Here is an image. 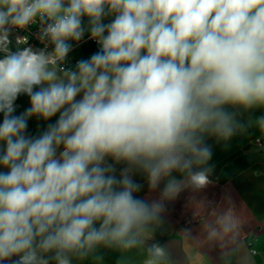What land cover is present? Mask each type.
Wrapping results in <instances>:
<instances>
[{"label":"clouds","instance_id":"1","mask_svg":"<svg viewBox=\"0 0 264 264\" xmlns=\"http://www.w3.org/2000/svg\"><path fill=\"white\" fill-rule=\"evenodd\" d=\"M37 20L52 50L12 52V30ZM86 30L100 50L64 67ZM0 51V264L137 246L180 192L174 172L209 182L194 166L211 158L205 133L233 135L225 105L264 106V0H0ZM20 95L30 107L14 115ZM57 114L27 134L29 118ZM135 173L161 199L137 196ZM164 257L154 244L145 264Z\"/></svg>","mask_w":264,"mask_h":264},{"label":"rangeland","instance_id":"2","mask_svg":"<svg viewBox=\"0 0 264 264\" xmlns=\"http://www.w3.org/2000/svg\"><path fill=\"white\" fill-rule=\"evenodd\" d=\"M111 19L107 17L105 20ZM20 49L19 47L16 48ZM76 60H86L81 53H75L73 55ZM75 65L71 63L69 68L75 70ZM16 111L14 115H20L30 107V98L27 95H20L16 100ZM227 111L233 113L234 121L236 122V128L233 135L227 139L218 137L212 134H204V142L211 150V158L205 163L194 166V170H209L212 166L217 171L225 164L227 160L234 162L241 161V154L245 156L249 162H255L258 164L256 170L264 172V130L259 126L258 120L261 116L254 114L250 109H245L240 105H225ZM59 114L52 117L50 120H43L35 116L29 118L27 134L30 136H38L42 134L49 125L55 124ZM3 114L0 113V122H2ZM259 140L260 145L256 143ZM2 151V148H0ZM106 163L113 164L117 169V176H119L120 170L125 166L123 163L117 164L111 159ZM255 170V171H256ZM0 171H7L6 168L0 167ZM173 176L180 181V192L171 199H163L164 211L160 213L159 218L151 222L146 229L141 233L139 239L142 243L130 249H123L119 246H105L99 245L92 250L88 256L84 258H78L71 256V264H145V261L149 258V249L152 245H161L163 239L167 237H176L181 241V248L186 255L188 264H208L204 263L199 255L192 253L191 249L184 239L183 229L181 226V216L184 212L191 211L194 207L191 205V199L187 202H182L179 206L176 205L177 198H181L182 195L195 187L191 183L189 177L186 174L174 172ZM208 178H213L207 174ZM133 179L142 186L140 192L136 193L137 196L142 197L148 201L161 199L160 189L150 190L147 184V178L145 174L135 173ZM262 180H256L251 176V170L241 174L236 180L227 185L226 189L230 193L248 194L254 192L256 189L264 190ZM163 187V183L160 188ZM216 187L206 184L201 187L200 190L204 194L212 193L216 190ZM226 210V209H224ZM221 210L219 212H213L211 214V221L216 222L223 216H228L227 213ZM173 213L177 220L170 223V214ZM228 220V219H227ZM98 226V225H97ZM252 250L255 254H250L247 248L242 245L236 249L233 255L221 264H264V242H258L252 245ZM167 254L165 257L156 261V264H170V260ZM50 264H56V261L51 260Z\"/></svg>","mask_w":264,"mask_h":264},{"label":"crops","instance_id":"3","mask_svg":"<svg viewBox=\"0 0 264 264\" xmlns=\"http://www.w3.org/2000/svg\"><path fill=\"white\" fill-rule=\"evenodd\" d=\"M240 156L241 161L237 163L227 160L217 171L213 166L206 171V175L213 177L208 178L207 184L217 188L212 193L204 194L201 187L195 186L175 202L179 206L191 199L194 209L181 216L182 223L179 224L184 227L180 229H183L192 253L199 255L204 263L221 264L242 245L250 254H255L252 245L264 242V190L234 194L226 189L228 184L249 170L251 176L262 180L264 186V172L256 170L258 164L247 161L242 154ZM220 208L226 209L229 218L223 216L216 222L211 221V214L219 212ZM176 217L171 213L170 223L175 222Z\"/></svg>","mask_w":264,"mask_h":264},{"label":"built area","instance_id":"4","mask_svg":"<svg viewBox=\"0 0 264 264\" xmlns=\"http://www.w3.org/2000/svg\"><path fill=\"white\" fill-rule=\"evenodd\" d=\"M111 19L105 20V23L110 22ZM40 27L41 24L39 22V20L35 21L33 24L29 25L26 29L24 30H20V29H13L12 32L10 33L9 39L12 41V43L8 46L9 49L12 52L17 51L16 48H24L27 46H32L34 50H41V49H45V45L47 44V51H51L52 50V45L45 40L44 42H41L38 39V36L40 34ZM17 36L19 37H27V44L21 43V44H17L16 43V38ZM90 33L88 31H85L84 37L83 39L77 43L75 41H70V43H72L73 45V50L69 53L68 58L65 62H63V66L66 68H69L70 64H76L78 60H76V58L73 56L75 53H81V49L84 45L88 44V43H95L97 44L94 40L89 39ZM5 53L3 51H0V56H4ZM256 143H260L259 140H256ZM252 253L254 251H251Z\"/></svg>","mask_w":264,"mask_h":264},{"label":"water","instance_id":"5","mask_svg":"<svg viewBox=\"0 0 264 264\" xmlns=\"http://www.w3.org/2000/svg\"><path fill=\"white\" fill-rule=\"evenodd\" d=\"M3 57L0 56V59ZM165 253L169 256L170 264H188L186 255L183 253L181 248V241L176 237H167L161 242ZM16 258H13L15 260ZM10 264V262H6Z\"/></svg>","mask_w":264,"mask_h":264},{"label":"trees","instance_id":"6","mask_svg":"<svg viewBox=\"0 0 264 264\" xmlns=\"http://www.w3.org/2000/svg\"><path fill=\"white\" fill-rule=\"evenodd\" d=\"M85 29L89 27L88 19L85 17L83 21ZM87 31V30H86ZM99 45L95 43H88L84 45L81 49V54L85 57V59H89L93 54L99 51ZM251 112L257 114L261 117H264V106H256L250 109Z\"/></svg>","mask_w":264,"mask_h":264}]
</instances>
